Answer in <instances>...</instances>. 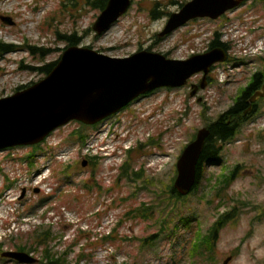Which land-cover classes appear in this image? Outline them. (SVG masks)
Here are the masks:
<instances>
[{"label": "rangeland", "instance_id": "1", "mask_svg": "<svg viewBox=\"0 0 264 264\" xmlns=\"http://www.w3.org/2000/svg\"><path fill=\"white\" fill-rule=\"evenodd\" d=\"M158 1L167 14L179 9L172 3L190 0H134L124 17L97 35L100 11L88 0H0V15L16 22L0 20V42L20 47L0 58V99L43 79L32 69L59 59L68 46L62 38L76 37L111 57L151 48L182 59L188 45L203 49L217 29L253 27L237 14L226 28L202 23L160 39L168 16L151 17ZM34 46L49 54L39 60L26 51ZM252 71L247 65L229 78L224 72L223 83L217 80L195 98L189 88L160 91L96 130L72 122L38 148L0 153V251L25 253L37 264H224L229 257L228 264H264V107L223 146L219 164L205 166L192 195L170 193L183 148L233 105ZM98 133L100 142L108 135L117 149L109 163L96 147L88 150ZM89 155L99 157L93 172L82 165ZM0 264L20 263L0 255Z\"/></svg>", "mask_w": 264, "mask_h": 264}, {"label": "water", "instance_id": "2", "mask_svg": "<svg viewBox=\"0 0 264 264\" xmlns=\"http://www.w3.org/2000/svg\"><path fill=\"white\" fill-rule=\"evenodd\" d=\"M245 1L248 0H192L170 16L159 37L163 38L197 18L217 20ZM130 5L131 0H110L94 30L99 35L107 32ZM2 20L13 24L9 17ZM226 59L222 49L182 61L147 50L126 58H114L87 47H69L47 77L0 99V151L40 144L52 132L72 121L95 125L156 89L184 87L190 78L201 72L205 73L201 84L204 89L210 67ZM196 93L195 89L192 96ZM260 97H264V87L251 102ZM209 135L210 130L206 128L199 131L196 140L187 146L178 161L175 188L182 196L188 195L196 185L198 164ZM3 256L22 264L38 261L20 252ZM230 260L227 259L225 264Z\"/></svg>", "mask_w": 264, "mask_h": 264}, {"label": "trees", "instance_id": "3", "mask_svg": "<svg viewBox=\"0 0 264 264\" xmlns=\"http://www.w3.org/2000/svg\"><path fill=\"white\" fill-rule=\"evenodd\" d=\"M91 7H93L96 10H103L107 6L109 0H88ZM152 17L156 20L161 18V16L164 15V13H159L157 7L154 8V10L151 13ZM68 42L70 45L77 46L80 44V39H77L76 37H71ZM216 46L224 48L225 45L222 43H218ZM18 49L15 45H9L3 42H0V50L3 54H8L13 51H16ZM30 54L32 56L38 57L39 59H43L47 55V51L44 49H40L38 47H30L28 48ZM55 63L53 64H47L43 67H40L38 69H32V70H38L41 71L43 75H48L51 73V71L54 69ZM263 79L261 78V75H257L255 80L251 82V84L242 91L241 96H239L238 101L236 104L227 112L222 114L216 121L211 122L208 127L211 131V135L207 140L204 152L202 154V157L200 159L199 165H198V175H197V185L194 189L198 188L201 180L204 178V168L208 163H211L213 165H217L220 160V155L223 151V146L227 143L232 142L243 126L254 120L256 117V114L259 112L255 111V106L251 103L252 97L256 94L257 91H259L263 85ZM28 86H22L19 89H24ZM258 106V105H257ZM253 107L251 110L252 113L249 115H245L250 108ZM82 128H88V126L81 124ZM77 135H80L81 139L84 138V135L81 133V130L77 132ZM155 143H157V140L154 138ZM130 150V152H132ZM126 165V164H125ZM124 175L127 176V168L124 167ZM139 176V175H137ZM228 179V178H227ZM228 181V180H227ZM175 178L173 179L172 186L170 188V193L173 197L177 199H183L187 198L188 196L184 197L179 194V192L174 187ZM148 241V240H147ZM52 261V260H51Z\"/></svg>", "mask_w": 264, "mask_h": 264}, {"label": "flooded vegetation", "instance_id": "4", "mask_svg": "<svg viewBox=\"0 0 264 264\" xmlns=\"http://www.w3.org/2000/svg\"><path fill=\"white\" fill-rule=\"evenodd\" d=\"M253 3H254V1H252L250 4H248V3H245L242 7H241V17H243V16H248V18H251V16L252 15H254V14H258V13H260L261 14V16H263L264 17V1L263 2H256V3H259V5L261 6V7H257V6H253ZM251 15V16H250ZM253 18V17H252ZM203 21H194V22H191V23H189L188 25H187V27H190V26H193L194 24H198V23H202ZM251 22H253V21H251ZM254 23L255 24H257L258 23V21H254ZM16 25V24H15ZM219 35L218 34H215V37L213 38V40H211L210 41V43H209V46L206 48L208 51H211V50H214V49H216V48H218V46H216L218 43H219ZM229 52H230V50H229ZM233 55L231 54V52H230V56H229V59H230V57H232ZM258 62H259V67L261 68V71H257L255 74H253L252 75V79L253 80H255V78H256V76L257 75H261V78L263 79V82H264V59L262 60V59H259L258 60ZM235 66H236V64H235ZM218 67H215V68H213V70H212V72L209 74V76H208V83L210 84V82L212 81V80H214L216 77H217V75L215 74V71H216V69H217ZM236 68V67H235ZM202 77H203V74H198L194 79H195V82L196 83H199L200 81H201V79H202ZM196 79H197V81H196ZM251 79V80H252ZM251 83V81H249V83H248V86H249V84ZM264 84V83H263ZM247 86V87H248ZM263 86V85H262ZM246 87V88H247ZM262 88V87H261ZM200 90V89H199ZM198 90V91H199ZM147 97H149V95L148 96H144V97H142L140 100L141 101H143L144 99H146ZM238 98H239V96H237L236 97V99H235V101H234V104H233V106L236 104V102L238 101ZM139 100V101H140ZM252 103V102H251ZM253 104V106H255V111H258V106H257V104H258V101L257 102H255V103H252ZM253 107H251L250 108V110L245 114L246 116L247 115H249L250 113H252L251 111V109H252ZM104 124L106 123V121L105 122H103ZM102 123V124H103ZM101 124V125H102ZM96 128V127H95ZM94 137V136H93ZM88 159V161H86V163H87V166H88V168L93 172L96 168H97V166H98V162L96 161V158H94V157H91V155H89V157L87 158ZM99 160V159H98ZM86 166V167H87ZM91 171H89L91 174H92V172ZM227 215H226V217H228V216H230V213H226Z\"/></svg>", "mask_w": 264, "mask_h": 264}]
</instances>
